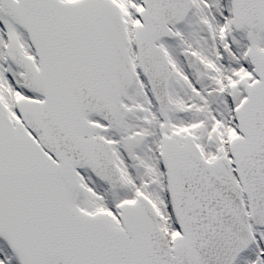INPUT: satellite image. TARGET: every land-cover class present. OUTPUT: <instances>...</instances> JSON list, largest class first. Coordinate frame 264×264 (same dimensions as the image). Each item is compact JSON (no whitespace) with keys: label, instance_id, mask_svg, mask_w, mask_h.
I'll return each mask as SVG.
<instances>
[{"label":"snow or ice","instance_id":"snow-or-ice-1","mask_svg":"<svg viewBox=\"0 0 264 264\" xmlns=\"http://www.w3.org/2000/svg\"><path fill=\"white\" fill-rule=\"evenodd\" d=\"M0 264H264V0H0Z\"/></svg>","mask_w":264,"mask_h":264}]
</instances>
